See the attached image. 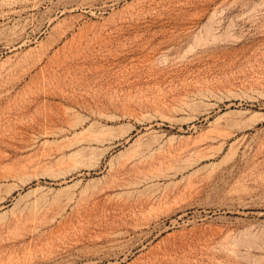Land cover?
<instances>
[{
  "label": "rangeland",
  "instance_id": "1",
  "mask_svg": "<svg viewBox=\"0 0 264 264\" xmlns=\"http://www.w3.org/2000/svg\"><path fill=\"white\" fill-rule=\"evenodd\" d=\"M261 236L264 0H0V264H264Z\"/></svg>",
  "mask_w": 264,
  "mask_h": 264
},
{
  "label": "bare ground",
  "instance_id": "2",
  "mask_svg": "<svg viewBox=\"0 0 264 264\" xmlns=\"http://www.w3.org/2000/svg\"><path fill=\"white\" fill-rule=\"evenodd\" d=\"M221 149H222V146L220 147L219 152H220ZM195 160L197 162L199 161V159H195ZM193 164H194V162H193ZM64 208H65V205H64ZM62 210H63V208H62ZM221 231H222V229H221ZM219 232L220 231H218V235L221 234V233L219 234ZM253 233H255V232H253ZM253 233H252L250 228H247V229H245L244 231L241 232V235H237V237L238 236H242L241 239H238L237 237L231 238V235H229V236L227 235L228 236L227 237L228 244L230 246V250L229 251L231 252V254L235 258H239V256L243 255L241 250H240V247H243V249H245L246 252H250V251H253V250H260L261 249L260 246H257V244L253 243L254 241L252 239H254V240L256 239L257 240V237L254 238L255 236H254ZM246 238H248V239L250 238L249 240H252L253 242L252 243H250V241L244 242ZM259 238H260V241L262 240V242H264V236H261ZM228 244H226V245L228 246ZM68 246H69V244H68ZM60 254L61 253L57 249V251H54V252H51V253L42 254V255H38V256H33L30 259L28 258L29 262L27 264H97V262H100L101 259H103V260L105 259L104 257L101 256L100 252H99V254L86 253L85 254L86 256H81V255L72 256V255H70L68 258H58ZM89 255H91V257H87ZM28 260L26 259V261H28Z\"/></svg>",
  "mask_w": 264,
  "mask_h": 264
}]
</instances>
